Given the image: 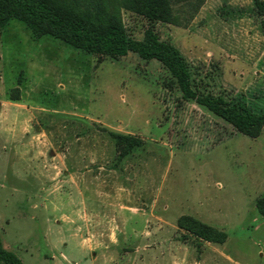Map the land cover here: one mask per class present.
Listing matches in <instances>:
<instances>
[{"label":"rangeland","instance_id":"374dc122","mask_svg":"<svg viewBox=\"0 0 264 264\" xmlns=\"http://www.w3.org/2000/svg\"><path fill=\"white\" fill-rule=\"evenodd\" d=\"M153 24L203 76L264 112L253 0H172ZM141 40L150 23L123 11ZM0 237L23 264H264V131L253 139L183 99L136 54L84 53L18 21L0 28ZM110 132L143 140L121 157ZM191 216L228 234L198 242Z\"/></svg>","mask_w":264,"mask_h":264},{"label":"trees","instance_id":"16d2710c","mask_svg":"<svg viewBox=\"0 0 264 264\" xmlns=\"http://www.w3.org/2000/svg\"><path fill=\"white\" fill-rule=\"evenodd\" d=\"M205 0H199V9ZM254 13L261 19L264 35V0H253ZM123 11L136 14L150 26L141 40L129 33ZM25 25L36 38L52 37L84 53L120 60L136 54L146 61L156 60L165 67L186 101L195 102L212 115L224 120L247 137L259 138L264 131V112L257 113L225 91L215 90V79L203 76L182 52L161 38L153 24L180 26V16L172 0H0V28L12 21ZM1 64V56H0ZM1 79V68H0ZM120 152L126 157L142 146L143 140L131 135L110 132ZM264 217V198L257 202ZM178 227L198 242L225 244L228 234L191 216H182ZM0 264H23L7 250L0 237Z\"/></svg>","mask_w":264,"mask_h":264}]
</instances>
